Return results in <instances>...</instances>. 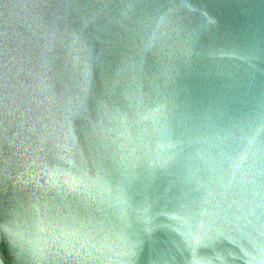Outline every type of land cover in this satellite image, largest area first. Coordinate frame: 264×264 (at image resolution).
Returning a JSON list of instances; mask_svg holds the SVG:
<instances>
[{"label":"water","instance_id":"obj_1","mask_svg":"<svg viewBox=\"0 0 264 264\" xmlns=\"http://www.w3.org/2000/svg\"><path fill=\"white\" fill-rule=\"evenodd\" d=\"M3 264H264V0H0Z\"/></svg>","mask_w":264,"mask_h":264},{"label":"clouds","instance_id":"obj_2","mask_svg":"<svg viewBox=\"0 0 264 264\" xmlns=\"http://www.w3.org/2000/svg\"><path fill=\"white\" fill-rule=\"evenodd\" d=\"M0 264H3V261L2 260H0Z\"/></svg>","mask_w":264,"mask_h":264}]
</instances>
